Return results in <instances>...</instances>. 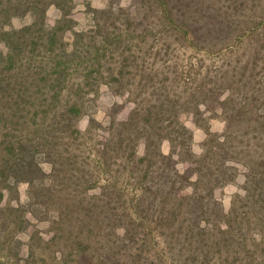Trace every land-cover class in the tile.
Listing matches in <instances>:
<instances>
[{
    "label": "trees",
    "instance_id": "16d2710c",
    "mask_svg": "<svg viewBox=\"0 0 264 264\" xmlns=\"http://www.w3.org/2000/svg\"><path fill=\"white\" fill-rule=\"evenodd\" d=\"M119 1L88 5L93 21L73 31L68 47L59 30L73 20L76 0H0V264H264V223L252 242L244 230L253 210L264 215V107L256 103L264 84L249 77L235 87L234 68L210 80L187 71L201 101L178 105L166 76L127 117H116L115 103L98 133L94 115L89 132L80 127L91 114L93 85L101 78L119 84L125 75L122 65L105 77L102 50L114 45L124 55L159 34L208 54L231 52L245 37L264 39L263 0ZM52 5L62 17L49 26ZM26 15L32 22L12 26ZM202 103L224 114L226 131L196 152L180 115ZM243 128L259 140L249 137L240 148L249 186L226 208L218 190L236 176L229 166L241 155L234 135Z\"/></svg>",
    "mask_w": 264,
    "mask_h": 264
},
{
    "label": "rangeland",
    "instance_id": "374dc122",
    "mask_svg": "<svg viewBox=\"0 0 264 264\" xmlns=\"http://www.w3.org/2000/svg\"><path fill=\"white\" fill-rule=\"evenodd\" d=\"M76 1L77 5L75 11L72 13L73 20L68 22L67 25L61 23L63 27L59 30L60 35L63 37L62 41H64L68 47L74 46L73 31L75 29H88L93 21L92 12L87 11L88 5L98 9H106L110 5V0ZM130 3L131 0H120L116 4L118 6H128ZM263 3L264 0L262 4ZM61 17L62 12L60 9L52 5L47 10L46 23L49 26L56 25ZM32 20L33 17L31 15L16 17L12 21V26L21 27L32 22ZM158 36V38L154 39L149 35L144 40L134 42L124 55H121L114 45L108 46L105 55L104 50L101 51L104 63V66L101 67V71L104 72L105 77L109 73L110 68L111 71H118L119 67L122 65L126 66L125 75L122 78V83L119 84L114 82L108 83L107 81H110V79L101 78L100 81L93 85V87L97 89L93 91V88L92 93L86 98L91 108V114L87 113L80 119V127L84 131L89 132L90 118L92 115H94L98 121L93 125V129L96 130V133L99 132V128L101 127L99 126V122H102L104 126L109 125L112 120L111 113L115 103H118L120 106V110L116 112V117H118V119L127 117L135 101L136 103L141 102L146 104L149 100L148 97L151 91L157 90L156 88L160 87L159 83L161 81L163 82L166 76H169V80H171L169 84V89L170 87L173 89H170L171 93L181 96L178 105H187L190 100H192L190 103L194 104L197 103V101H201V98H197L198 96L192 97L191 95V93L195 92L197 82L193 83L188 78L185 79L184 73H187V71L193 72L194 75L198 76V79L206 77L207 80H210L212 75L218 73L219 76L224 71H232L234 68L237 73V83H235V87H242L249 77L251 78V83L256 84L257 87H261L264 84L259 82L264 77V39L245 37L234 51L230 52L225 50L222 51V53L208 54L205 49H196V47L187 43L175 42L171 37H164L159 34ZM101 38L102 37L99 35L96 37L98 44H101L99 43ZM85 39L90 41V37H86ZM100 48L103 49L102 46ZM258 50L259 52H257ZM256 55L258 57L257 59H255ZM133 58H135V63H132ZM95 67H98V65ZM81 69L82 72L87 71L84 66H81ZM93 69L94 67L92 70ZM97 75L98 72H94V77ZM180 76H182V78H180ZM75 79H77L76 75H74V80ZM227 92L228 90H226L225 93L223 92L222 96L224 97ZM236 93H240L239 90H237ZM249 95L250 98H252V92ZM259 95L262 99H258L256 103L262 108L264 107V102H262L264 101V92H261ZM235 104L239 103L233 102L231 106ZM239 106L240 104L237 107ZM188 109H192L193 111L194 107ZM182 110L185 111H182L180 116L183 122L192 130V139L190 143L196 152H201L203 148L209 147L210 145L206 144L208 141L209 144L212 142L216 143V140L213 138L216 137L221 139L224 137L226 120L223 113L217 111L210 112L203 103L200 104V110H194L196 111L194 113H190L189 110H187V106L182 107ZM243 132L244 128L241 129L239 134L235 133L234 135L235 143L239 145L236 148L241 155L235 158L236 160L233 159L235 161L229 166L230 171L233 172L234 175L236 173V176H228V180L224 179L225 183L222 184L218 190V195L222 198L226 208L232 205L236 195L238 196L246 193L249 186L248 183L245 182V173L247 172L246 158L244 152L241 151L240 148L245 146L249 137L257 141L259 139L255 137L257 136L255 131L250 133L245 132V134L242 135ZM252 134H254V137ZM161 149L165 153L170 152V141L165 140L162 143ZM138 150L139 153H143L145 151V143H139ZM44 165L47 170L51 169L49 163H45ZM20 189L23 197H25L26 185H20ZM247 207L245 209H247ZM251 217V223H247L248 226H245L244 229L246 232H250V242L254 240L252 237L253 233H255L254 231L256 229H261L264 223V220H262V218H264L263 214L256 213L253 210V212H251ZM24 238H27V235H24Z\"/></svg>",
    "mask_w": 264,
    "mask_h": 264
}]
</instances>
